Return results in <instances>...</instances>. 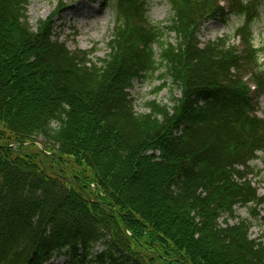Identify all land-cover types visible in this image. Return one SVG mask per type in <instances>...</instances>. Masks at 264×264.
I'll return each instance as SVG.
<instances>
[{"label":"trees","instance_id":"trees-1","mask_svg":"<svg viewBox=\"0 0 264 264\" xmlns=\"http://www.w3.org/2000/svg\"><path fill=\"white\" fill-rule=\"evenodd\" d=\"M28 1L0 0V264H264L252 223L229 221L244 207L264 223L248 180L264 117L244 82L264 96L252 43L264 0H167L176 44L149 22L148 0H115L104 58L71 50L52 23L34 29ZM231 15L241 48L202 47L201 27ZM148 78L180 98L136 112L130 91ZM45 160L73 166L72 180ZM144 238L149 261L129 246Z\"/></svg>","mask_w":264,"mask_h":264},{"label":"rangeland","instance_id":"rangeland-1","mask_svg":"<svg viewBox=\"0 0 264 264\" xmlns=\"http://www.w3.org/2000/svg\"><path fill=\"white\" fill-rule=\"evenodd\" d=\"M115 0H29L28 17L34 29L37 28L39 21L53 24L54 33L62 41L67 43L71 49H81L93 51L96 49L93 57L104 58L109 50L107 43L110 41L111 31L114 26V14L112 5ZM147 17L152 25H156L164 30V42L172 44L177 43V37L174 33L166 30L172 18V11L167 0H148ZM260 16L253 22V45L260 51L259 64L264 69V2L259 8ZM243 24V18L235 15L230 16L225 21H210L201 27L199 41L202 45L210 40L226 37L230 44L239 45V41L234 40V34ZM156 53H160V46L155 47ZM248 80V79H247ZM249 81V80H248ZM160 82L151 79H140L133 83L131 97L134 99L135 110L138 113L147 111L146 103L156 101L165 105H172V97L180 98V91L169 83V85L159 93L153 92ZM250 85V83L248 82ZM254 89V85L252 86ZM258 107V115L264 116V96H260L257 91L251 93ZM28 148L36 151L38 148L44 149L41 143L35 145L27 144ZM35 147V149L31 148ZM254 174L248 178L258 190L259 194L264 197V154L259 153L258 159L252 164ZM45 167H53L63 177L72 180L71 173L75 172L73 166L54 165L52 160H45ZM261 217L264 211L259 210ZM235 218L229 219L230 223L238 222L239 219H247L252 223L251 236L253 239L261 240L264 243V223L255 218L250 211L244 207L235 209ZM227 219L225 215L221 223ZM142 245L129 242L130 250L135 255L145 261H149L154 256V245L151 244V238H144L140 241ZM157 245L156 242H154ZM99 252L101 248H96ZM155 260V259H154ZM67 258L54 259L50 264H67Z\"/></svg>","mask_w":264,"mask_h":264}]
</instances>
